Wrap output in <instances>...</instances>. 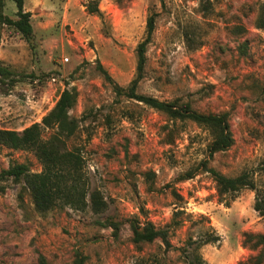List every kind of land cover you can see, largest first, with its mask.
Masks as SVG:
<instances>
[{
	"label": "rangeland",
	"instance_id": "1",
	"mask_svg": "<svg viewBox=\"0 0 264 264\" xmlns=\"http://www.w3.org/2000/svg\"><path fill=\"white\" fill-rule=\"evenodd\" d=\"M4 2L16 19L15 2ZM263 3L25 0L31 40L1 27L0 60L14 75L0 87V128L21 131L41 122L62 91L75 88L70 114L81 122L68 144L81 150L91 190L108 206L96 213L58 205L41 213L23 183L7 180L0 192V264H188L183 249L192 241L210 264H256L261 246L244 244L247 232L264 234L255 191L220 196L202 162L228 176L250 171L264 188V30L255 26ZM153 13L156 27L136 92L228 112L230 149L210 157L205 127L117 94L115 84L127 88L136 76L137 47ZM14 163L42 170L34 152L0 144V171ZM188 171L195 176L180 180ZM145 221L168 231L170 246L161 238L136 244L133 225ZM207 236L219 239L204 243Z\"/></svg>",
	"mask_w": 264,
	"mask_h": 264
},
{
	"label": "trees",
	"instance_id": "2",
	"mask_svg": "<svg viewBox=\"0 0 264 264\" xmlns=\"http://www.w3.org/2000/svg\"><path fill=\"white\" fill-rule=\"evenodd\" d=\"M17 7L16 19L7 15L4 11L5 2L0 0V47L4 25L12 26L26 39L31 40L34 28L31 23V13L25 10V0H13ZM90 13L101 15L98 5H89ZM255 26L264 30V3L256 19ZM156 27V15L153 13L147 19L146 35L137 47V73L130 85L125 88L115 84L118 95H126L136 98L149 107L164 112L173 120H191L205 127L212 135V141L208 146L209 156L226 151L234 144V135L231 128L228 112H203L194 108L190 101L180 98L173 100H161L159 98L138 94L136 89L144 76L147 62V50L152 41ZM102 73L107 80L113 82L109 72L101 65ZM14 75L0 60V87L7 79ZM78 93L75 88H65L60 94L54 107L43 116L41 122H35L21 131L0 128V144L17 150H27L35 153L42 164V170L35 172L28 163H14L0 171V192H4L3 185L9 179L23 183L32 196L36 210L41 213L58 206H69L77 210H86L89 207L96 213L106 210L108 204L102 193L91 190L90 178L86 171V162L79 148L69 147L70 139L80 129V119L70 114L76 105ZM50 131L48 134L47 131ZM202 168L210 172L216 182L220 196L234 195L244 188L255 191L254 208L259 215L264 216V188L261 187L253 173L243 171L236 176H228L214 167L209 166L208 161L202 162ZM261 170L264 172V164ZM195 176V172L188 171L181 175L180 180H188ZM22 198V197H21ZM117 230V224L113 223ZM133 240L136 244L150 243L157 238L170 246L168 231L157 228L153 222L145 221L133 225ZM219 237L207 236L204 243L215 242ZM244 244L253 248L261 246V252L254 258L256 264H264V234H245ZM201 243L192 241L189 247L183 249L188 264H210L200 254ZM83 264V260L79 261ZM142 264V263H138Z\"/></svg>",
	"mask_w": 264,
	"mask_h": 264
},
{
	"label": "built area",
	"instance_id": "3",
	"mask_svg": "<svg viewBox=\"0 0 264 264\" xmlns=\"http://www.w3.org/2000/svg\"><path fill=\"white\" fill-rule=\"evenodd\" d=\"M66 61H68V57L65 58ZM57 79L55 77H53V81H56Z\"/></svg>",
	"mask_w": 264,
	"mask_h": 264
}]
</instances>
